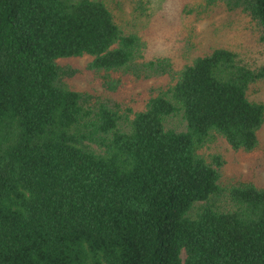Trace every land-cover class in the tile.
Returning <instances> with one entry per match:
<instances>
[{
  "label": "trees",
  "instance_id": "16d2710c",
  "mask_svg": "<svg viewBox=\"0 0 264 264\" xmlns=\"http://www.w3.org/2000/svg\"><path fill=\"white\" fill-rule=\"evenodd\" d=\"M195 9L245 13L264 53V0ZM143 46L103 0H0V264H264V188L199 153L258 148L264 56L219 45L174 67ZM83 56L110 91L119 71L165 83L110 102L67 83L58 61Z\"/></svg>",
  "mask_w": 264,
  "mask_h": 264
},
{
  "label": "rangeland",
  "instance_id": "374dc122",
  "mask_svg": "<svg viewBox=\"0 0 264 264\" xmlns=\"http://www.w3.org/2000/svg\"><path fill=\"white\" fill-rule=\"evenodd\" d=\"M103 1L125 32L141 38L144 44L142 60L166 57L176 67L219 45L236 50L242 61L251 66L259 64L264 56L257 42L256 28L243 12L220 9L201 13L195 9L196 0ZM197 18L200 19L197 21ZM88 61L89 58L83 56L58 62L62 67L76 70V74L66 80L71 87L120 105H140L154 86L165 83L164 77L159 75L146 77L145 73L141 75L135 71V77L128 71H119L110 74L119 80L116 90L110 91L102 85V73L86 68ZM254 85L249 99L264 103V85ZM258 141L254 153H236L221 137L214 136L199 153L204 156L218 153L223 158V183L246 180L264 188V123L258 132Z\"/></svg>",
  "mask_w": 264,
  "mask_h": 264
}]
</instances>
